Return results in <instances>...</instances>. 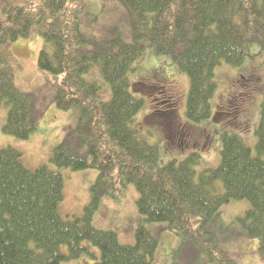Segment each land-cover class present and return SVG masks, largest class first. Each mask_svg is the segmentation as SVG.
<instances>
[{
	"label": "trees",
	"instance_id": "obj_1",
	"mask_svg": "<svg viewBox=\"0 0 264 264\" xmlns=\"http://www.w3.org/2000/svg\"><path fill=\"white\" fill-rule=\"evenodd\" d=\"M113 3L117 7L112 17L119 8L124 19L110 25L99 13L101 5ZM91 4L100 9L94 11ZM89 11L93 15H87ZM3 13L0 107L8 112L2 132L20 141L35 132V99L17 87L15 59L4 48L30 36L34 27L44 41L39 71L55 77L52 101L75 112L77 119L53 150L49 166L29 170L21 152L10 146L0 149V264H62L86 256L94 264H153L159 240L151 225H165L209 264H237L208 223L222 208L240 201H248L250 208L235 226L258 242L256 256L264 264V94L257 100L258 116L251 121L255 147L244 141L239 134L243 130L231 117L239 114L237 105L217 117L218 107L214 111L212 103L218 90L217 70L223 66L238 71L234 81L246 92L255 87L242 72L249 69L250 59L264 57V0H31L24 6L8 5ZM101 18L115 29L108 37L91 40L83 26L96 25ZM125 29L131 32L130 44L119 35ZM149 49L187 75L189 92L182 112L176 96L167 99L162 94L161 106H149L139 121L151 92L143 79L132 75ZM97 66L110 86L109 101L93 77ZM167 104H172V113L178 112L177 126L167 132L157 123L153 127L161 133L154 137L146 131L152 127L149 117L158 111L169 114L170 107L164 111ZM208 126L222 134L221 162L203 170L200 166L206 165L195 150L196 133ZM161 137L167 139L165 149L180 150L177 157L188 155L162 165ZM168 137L176 141L177 149ZM60 170L98 171L81 217L63 219L59 214L64 201ZM128 186L138 193L134 245L120 244L116 232L94 224L104 198H115ZM84 243L97 249L99 259Z\"/></svg>",
	"mask_w": 264,
	"mask_h": 264
},
{
	"label": "rangeland",
	"instance_id": "obj_2",
	"mask_svg": "<svg viewBox=\"0 0 264 264\" xmlns=\"http://www.w3.org/2000/svg\"><path fill=\"white\" fill-rule=\"evenodd\" d=\"M30 2L31 0H0V23L4 20L3 11L8 5L24 6ZM92 5L93 4L90 5V8H93L94 11L100 9ZM116 7V3L107 6L101 5V10L103 12H100L99 15L103 13V19H108V21H104L101 18L102 21L96 25L83 26L84 33L91 40L99 41L108 37L110 35L108 32L115 29L106 26L104 22L107 21L110 25L122 22L124 16L121 11H119V8L113 13L114 17L111 15ZM87 15L93 14L89 11ZM96 17L97 16L94 14V19ZM83 21L84 19L82 18V23ZM86 26H88L87 30L89 33L86 31ZM129 34L131 35V32L129 31V33H127L126 29L119 33V35H122V39L126 44L132 42ZM43 46L44 41L40 38L36 27H34L30 36L27 38L19 39L14 43H9L4 46L8 52L12 53L15 59L14 72L17 87L33 95L35 107L38 111L35 118L36 128L33 136L26 141H20L2 132L8 111L6 107L1 106L0 149L10 146L21 152L23 154L22 161L24 166L32 171L51 164L50 158L53 150L66 139L68 130L70 131L74 127L77 119L75 112L60 108L57 106L58 103L56 104L52 101L53 92L55 90H53L51 83L54 81L55 77L47 74L43 75L38 68L39 54ZM247 65L249 69H244L242 75L245 77L250 76L249 81L253 82V86L255 87L249 92H246L242 83L234 81L238 75V71L232 66H223L217 70L218 90L212 103L214 104V111L215 108L218 107L217 117L219 113L234 108L235 105H237L239 114L232 115L231 117L234 118L235 121H238L239 127L243 130V133L239 132V134L243 137L244 141L255 147L256 137L253 134L251 121H255L256 116H258L259 106L257 104L261 98L260 95L264 94V57L256 56L250 59ZM160 67L162 71H160ZM92 73L96 83L102 88V91L105 92L103 97L106 101H109L110 86L108 87V84L102 79L100 67H95ZM132 77H134L135 80L138 77L140 80L143 79L142 83L156 84L165 88L163 91L148 89L151 92L150 98L146 99V105L139 116V121L142 120L144 115L149 113V106L154 109L160 105L159 98L162 94H164L165 97L166 95L170 98L177 97V102L182 108L179 112H182L183 108L186 107L189 92V79L187 75L182 74L181 70L177 71V68L167 57L155 56L153 55V50L149 49L143 60L136 66V72ZM61 79L62 77L59 78V81ZM138 85L137 83L134 90H136ZM105 87L109 90L108 92L105 91ZM232 87H234V89ZM249 93L250 97L248 95ZM233 95H235V98L238 97V99L234 100ZM154 97H158V99ZM241 99H244L245 102H242ZM255 102L256 104L254 105ZM153 105L155 107H153ZM167 107H170L169 114L163 115L155 113L154 116L149 117L148 121L152 127H148L146 131H151L154 137H159L158 135L161 133L160 130L153 127L157 125V123L159 127L165 129L167 132H173L177 126L178 121L176 117L178 112L172 113V104L166 106L165 112L168 111ZM175 108L176 105L174 104L173 109ZM212 128L213 127L208 126L204 129L202 134L199 132L196 133V138L199 140L197 143L199 145L195 150L200 152L204 164L206 165L203 168L200 166V169L203 170L216 168L221 162V144H219V141L222 134L220 132H215ZM226 128L228 129V127ZM154 137H151V139L155 140ZM161 139L165 153V157L162 156V165H165L172 159L180 161L188 155L186 152L185 155L177 157L179 155L178 151L180 150H173L172 148L168 151L165 149L167 143L166 137H161ZM169 142L172 143V139L169 138ZM172 146L177 149L178 145L176 141H173ZM60 173L64 178V201L59 207V214L63 219L81 217L84 213V208L89 205L90 190L98 176V171L87 170L72 173L70 171L60 170ZM137 199L138 193L134 186H128L126 189L118 192L115 198L105 197L100 204L99 210L95 214V226L99 228V230L116 232L120 244L122 245H134L136 242L135 234L139 218L136 206ZM249 208L250 203L248 201L232 202L230 205L222 208L220 213L208 223V229L218 237L221 244L228 250L230 256L236 260L237 264H263L256 256L258 242L245 237L240 227L235 226L237 219L244 217ZM149 228L153 232L152 234H156L155 236L159 240V248L153 264H209L198 250L189 245H184L183 241L178 237L166 231L164 229L166 228L165 225H151ZM84 246L90 247L91 251L95 253L98 256L97 259H99L97 249L89 246V243H84ZM92 248L94 250H92ZM66 251L67 249L63 250V252ZM94 262V259L86 256L82 259L62 264H94Z\"/></svg>",
	"mask_w": 264,
	"mask_h": 264
}]
</instances>
